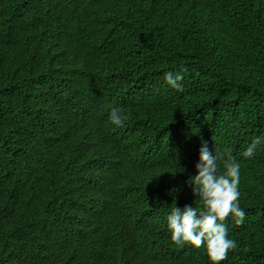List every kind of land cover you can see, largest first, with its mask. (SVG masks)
Returning a JSON list of instances; mask_svg holds the SVG:
<instances>
[{
    "label": "trees",
    "instance_id": "16d2710c",
    "mask_svg": "<svg viewBox=\"0 0 264 264\" xmlns=\"http://www.w3.org/2000/svg\"><path fill=\"white\" fill-rule=\"evenodd\" d=\"M256 137L264 0H0V264H211L165 214L194 142L240 157ZM239 159L242 204L264 142Z\"/></svg>",
    "mask_w": 264,
    "mask_h": 264
},
{
    "label": "clouds",
    "instance_id": "9594fccd",
    "mask_svg": "<svg viewBox=\"0 0 264 264\" xmlns=\"http://www.w3.org/2000/svg\"><path fill=\"white\" fill-rule=\"evenodd\" d=\"M183 69L164 73L169 86L183 91ZM110 122L121 127L122 111L112 109ZM264 138H254L240 157L231 149L219 153L212 140H198L190 149L186 189L190 198L168 209L165 214L169 239L176 245L201 251L211 264H221L230 250L237 248L231 228L244 223L246 212L240 207L241 162L254 156ZM229 217L234 221H226Z\"/></svg>",
    "mask_w": 264,
    "mask_h": 264
},
{
    "label": "bare ground",
    "instance_id": "6f19581e",
    "mask_svg": "<svg viewBox=\"0 0 264 264\" xmlns=\"http://www.w3.org/2000/svg\"><path fill=\"white\" fill-rule=\"evenodd\" d=\"M125 132L126 136H133V133ZM247 176L256 183L257 188L247 202L240 204V207L246 212L244 223L238 225V230L243 234V238L237 244L236 249L229 251L227 259L221 264H264V255L262 254L264 248V174L248 169ZM226 221H234V219L229 217ZM187 248V245L172 246L175 252ZM148 254L147 251L146 255ZM172 260L177 259L172 258Z\"/></svg>",
    "mask_w": 264,
    "mask_h": 264
}]
</instances>
